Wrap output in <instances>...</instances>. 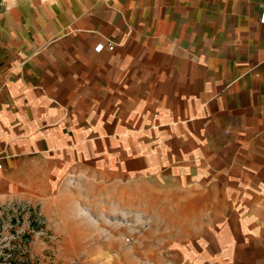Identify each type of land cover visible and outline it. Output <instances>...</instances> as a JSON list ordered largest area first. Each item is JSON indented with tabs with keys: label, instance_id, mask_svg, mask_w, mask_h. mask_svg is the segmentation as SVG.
Returning <instances> with one entry per match:
<instances>
[{
	"label": "crops",
	"instance_id": "obj_1",
	"mask_svg": "<svg viewBox=\"0 0 264 264\" xmlns=\"http://www.w3.org/2000/svg\"><path fill=\"white\" fill-rule=\"evenodd\" d=\"M98 148L228 196L220 264H264V0H0V199Z\"/></svg>",
	"mask_w": 264,
	"mask_h": 264
},
{
	"label": "rangeland",
	"instance_id": "obj_2",
	"mask_svg": "<svg viewBox=\"0 0 264 264\" xmlns=\"http://www.w3.org/2000/svg\"><path fill=\"white\" fill-rule=\"evenodd\" d=\"M123 160L98 148L33 165L30 193L0 199V264H220L253 246L228 196Z\"/></svg>",
	"mask_w": 264,
	"mask_h": 264
},
{
	"label": "built area",
	"instance_id": "obj_3",
	"mask_svg": "<svg viewBox=\"0 0 264 264\" xmlns=\"http://www.w3.org/2000/svg\"><path fill=\"white\" fill-rule=\"evenodd\" d=\"M2 166V163L0 162V167Z\"/></svg>",
	"mask_w": 264,
	"mask_h": 264
}]
</instances>
